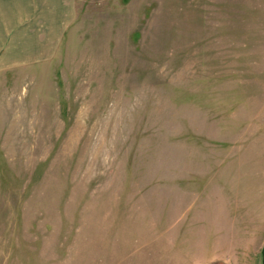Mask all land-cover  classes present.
Returning a JSON list of instances; mask_svg holds the SVG:
<instances>
[{
  "label": "rangeland",
  "instance_id": "374dc122",
  "mask_svg": "<svg viewBox=\"0 0 264 264\" xmlns=\"http://www.w3.org/2000/svg\"><path fill=\"white\" fill-rule=\"evenodd\" d=\"M264 0H0V264H263Z\"/></svg>",
  "mask_w": 264,
  "mask_h": 264
},
{
  "label": "water",
  "instance_id": "95a60500",
  "mask_svg": "<svg viewBox=\"0 0 264 264\" xmlns=\"http://www.w3.org/2000/svg\"><path fill=\"white\" fill-rule=\"evenodd\" d=\"M263 258H264V250H263ZM263 264H264V260H263Z\"/></svg>",
  "mask_w": 264,
  "mask_h": 264
}]
</instances>
